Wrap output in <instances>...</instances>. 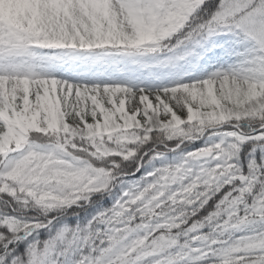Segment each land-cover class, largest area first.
<instances>
[{"label":"snow or ice","instance_id":"snow-or-ice-1","mask_svg":"<svg viewBox=\"0 0 264 264\" xmlns=\"http://www.w3.org/2000/svg\"><path fill=\"white\" fill-rule=\"evenodd\" d=\"M0 264H264V0H0Z\"/></svg>","mask_w":264,"mask_h":264},{"label":"trees","instance_id":"trees-1","mask_svg":"<svg viewBox=\"0 0 264 264\" xmlns=\"http://www.w3.org/2000/svg\"><path fill=\"white\" fill-rule=\"evenodd\" d=\"M239 235V234H238Z\"/></svg>","mask_w":264,"mask_h":264}]
</instances>
